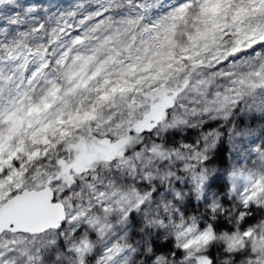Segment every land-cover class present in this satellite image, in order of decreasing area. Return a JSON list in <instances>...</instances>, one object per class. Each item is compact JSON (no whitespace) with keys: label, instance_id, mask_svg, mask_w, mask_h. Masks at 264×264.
Segmentation results:
<instances>
[{"label":"clouds","instance_id":"9594fccd","mask_svg":"<svg viewBox=\"0 0 264 264\" xmlns=\"http://www.w3.org/2000/svg\"><path fill=\"white\" fill-rule=\"evenodd\" d=\"M199 3L0 0L3 103H39L53 88L95 97L125 78L133 85L125 95L137 101L132 110L106 102L99 123L82 122L65 139L38 145L32 160L22 155L0 169V205L44 193L55 206L40 226H0V264H184L193 221L196 235L202 223L213 229L199 249L208 264H264V200L243 202L230 180L233 172L264 173V41H244L232 51L228 29L187 85L183 73L169 82L172 101L163 110L153 109L149 83L136 84L146 75L143 42L156 35L152 26L184 5L192 18ZM104 8L110 10L97 27L100 18L91 13ZM190 28V21L188 29L177 22V44ZM201 80L209 83L196 90ZM225 96L226 105L213 103ZM13 168L21 175L8 181ZM201 177L212 181L204 191Z\"/></svg>","mask_w":264,"mask_h":264},{"label":"snow or ice","instance_id":"6c2138e0","mask_svg":"<svg viewBox=\"0 0 264 264\" xmlns=\"http://www.w3.org/2000/svg\"><path fill=\"white\" fill-rule=\"evenodd\" d=\"M79 6L84 7L83 4ZM198 9L192 18L189 17L188 5L175 9L164 23L152 26L156 35L150 36L148 41L143 42L147 45L144 49V60L148 63L143 65L146 75L137 80L136 84H140L141 81L149 83L150 89L147 94L152 96L154 110H163L171 103L169 82L183 73V83L187 85L193 74L204 63L201 57L205 53L220 49L221 38L228 29H232L234 36L232 51H237L244 41L255 42L257 37L264 41V0H200ZM109 10L104 8L91 13L92 16L100 18L97 27L104 24L102 17ZM189 21L191 28L187 31V39L177 44L175 41L177 22L184 23L185 28L188 29ZM106 27L111 30L110 25ZM181 35L183 36L184 32H181ZM112 42L115 43L114 40ZM136 68L137 64L133 63L129 71H135ZM206 83L209 82L203 80L197 82L196 90ZM131 87L133 85L125 78L123 82L114 83L110 91L97 89L95 97L86 98L78 89L71 88L60 94L53 88L50 95L39 103L25 105L16 98L5 104L0 100V169L5 165L11 168L13 161L20 159L22 155L32 160L40 154L38 145L50 146L55 141L65 139L72 134V129L80 127L82 122L95 118L99 123L102 118L98 110L106 102L110 106L119 107L125 104L130 110L134 109L137 104L136 99L125 95ZM118 90L122 94L119 101L111 98V93ZM135 90L140 91L139 88ZM2 92L3 80L0 79V96ZM217 96L219 97V94ZM213 103L226 105L229 103V98L227 96L222 100L218 98ZM81 143L84 141L82 140ZM113 154L106 153L105 158L110 159ZM19 175L21 173L13 168L12 174L7 179L11 181L14 176ZM230 180L231 191L239 195L243 202L247 203L255 199L259 203L264 200V173L245 175L233 172ZM211 182L209 178L201 177L199 190L204 191ZM4 183L0 180V188ZM207 198L208 195L205 193V199ZM217 204L218 201L213 196L212 206L216 207ZM50 207L55 206L48 204L44 193L31 195L26 193L25 197H17L8 205H0V226H5L9 222H15L18 226H40L51 219L48 212ZM250 219H245L244 223H249ZM215 227L218 231L221 224H216ZM200 228L204 230L196 235L198 229L193 221L192 226L187 229V234L193 238L187 239L182 245L186 250L184 264H208L207 257L200 255L199 249L212 239L213 229L211 226L205 227L203 223ZM33 230L35 231L36 227H33ZM225 239L232 240L227 235ZM231 246L235 247V243L233 242ZM120 256L121 250L117 248L114 258L118 259Z\"/></svg>","mask_w":264,"mask_h":264},{"label":"trees","instance_id":"16d2710c","mask_svg":"<svg viewBox=\"0 0 264 264\" xmlns=\"http://www.w3.org/2000/svg\"><path fill=\"white\" fill-rule=\"evenodd\" d=\"M60 2H61L62 4H64L65 6H67V5H69V4H73V0H68L67 2H66V0H60Z\"/></svg>","mask_w":264,"mask_h":264},{"label":"rangeland","instance_id":"374dc122","mask_svg":"<svg viewBox=\"0 0 264 264\" xmlns=\"http://www.w3.org/2000/svg\"><path fill=\"white\" fill-rule=\"evenodd\" d=\"M68 0H66V2H67ZM76 2V0H73V4Z\"/></svg>","mask_w":264,"mask_h":264}]
</instances>
